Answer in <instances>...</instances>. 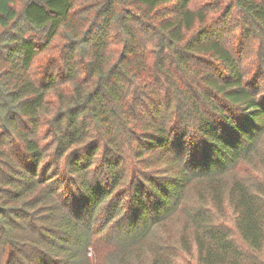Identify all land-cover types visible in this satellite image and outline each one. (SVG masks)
<instances>
[{
	"label": "trees",
	"instance_id": "1",
	"mask_svg": "<svg viewBox=\"0 0 264 264\" xmlns=\"http://www.w3.org/2000/svg\"><path fill=\"white\" fill-rule=\"evenodd\" d=\"M103 253L264 264V0H0V264Z\"/></svg>",
	"mask_w": 264,
	"mask_h": 264
},
{
	"label": "rangeland",
	"instance_id": "2",
	"mask_svg": "<svg viewBox=\"0 0 264 264\" xmlns=\"http://www.w3.org/2000/svg\"><path fill=\"white\" fill-rule=\"evenodd\" d=\"M247 167H242L241 169H239V174H241L242 176H246L247 175ZM91 254V253H90ZM97 262L99 264H110V260L109 257H107L104 253L101 254V256L99 257V260H97Z\"/></svg>",
	"mask_w": 264,
	"mask_h": 264
}]
</instances>
